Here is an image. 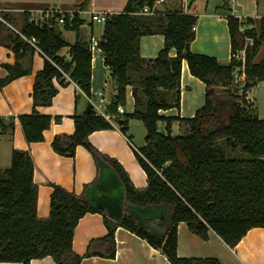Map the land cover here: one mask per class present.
I'll list each match as a JSON object with an SVG mask.
<instances>
[{"label": "trees", "instance_id": "16d2710c", "mask_svg": "<svg viewBox=\"0 0 264 264\" xmlns=\"http://www.w3.org/2000/svg\"><path fill=\"white\" fill-rule=\"evenodd\" d=\"M157 0H128L120 13L108 14L99 47L105 55L109 80L115 90L111 112L124 105L127 87H133L135 108L132 113L117 116V124L126 130V119L142 120L147 145L136 151L148 185L137 187L129 173L115 158L99 151L90 135L111 129L112 123L91 110L75 115V132L58 134L52 140L54 151L74 157L79 145L87 148L97 167L109 165L125 188V212L117 222L101 207L84 196L51 184L50 214L37 213L39 186L34 180L35 163L27 149L12 148L11 166L0 168V262L31 264L34 259L51 256L57 264H81L91 256L115 258V232L123 226L162 251L171 264H222L217 258L180 257L178 225L185 222L189 230L208 240L213 230L234 248L250 229L264 227V118L255 104L246 99V91L264 81V57L256 60L264 45V16L258 21L234 14L226 15L231 38L232 57L221 63L216 57L195 53V27L199 17L183 8L157 15L140 14L144 7ZM226 0L224 9L230 10ZM0 44L11 49L15 63H0L9 74L0 86L32 72L37 50L45 55L43 68L36 73L33 87V109L19 120L29 143L45 139L44 132L52 125L50 115L41 114L39 106H50L60 87L69 81L55 65L87 96L93 95L92 40L81 36L83 20L74 12L70 16L54 13L51 21L38 24L25 10L18 17L9 10H0ZM65 15V23L59 17ZM248 26V29L242 30ZM75 30L74 44L64 40L62 31ZM161 34L164 46L154 58H143L141 40L144 36ZM252 39V44H247ZM34 40L36 46L32 44ZM69 47L70 59L59 56ZM176 55H171V50ZM246 49L245 61L236 53ZM186 60L191 74L207 86L205 104L194 117L166 116L161 110L181 107V74ZM244 77V93H238V77ZM213 88V92L209 89ZM237 101V102H236ZM239 103L241 105H239ZM57 123L62 117L54 118ZM187 123L184 134L172 135V123ZM166 122V133L159 132V122ZM15 117H0V132L13 134ZM136 207L163 208L143 222L133 213ZM87 213H103L108 234L90 240L86 253L74 250L75 229Z\"/></svg>", "mask_w": 264, "mask_h": 264}, {"label": "crops", "instance_id": "0c3cea01", "mask_svg": "<svg viewBox=\"0 0 264 264\" xmlns=\"http://www.w3.org/2000/svg\"><path fill=\"white\" fill-rule=\"evenodd\" d=\"M21 1H27L33 6L32 8H21L23 11L61 9L71 13H79L84 21L80 27L81 36L85 40H92V97L94 99L98 98V93L102 92L106 97L111 98L115 88L109 80V73L107 72L109 69L105 65L104 52L99 47L103 29L97 33L95 21L92 20L91 10L108 14L120 13L127 5L128 0ZM262 1L232 0L231 3L235 4L236 7H241L243 17H250L258 21L264 16V12H261ZM225 3L226 0H202V3L200 0H177L176 2L165 0L157 5V9L164 13L167 10L183 8L184 11L195 13L199 19L198 25L195 27L196 37L191 45L192 50L195 53L213 56L228 63L233 54L231 51L229 25L226 18L227 13L222 12L225 10ZM1 8V10L12 12L18 9V7ZM62 35L69 44L76 42L77 33L75 30L63 29ZM141 41V51L151 44L159 49V53L164 46V36L161 34L144 36ZM170 54L176 55V50H171ZM240 54V52H237L236 56H240ZM59 56L70 59L69 47L63 48ZM15 60L14 52L0 44V63L14 64ZM44 62L45 55L40 51H36L30 74L0 86V117H15L13 134L0 132V138H7L8 144L6 146L10 155L14 147L27 149L31 152L35 163L34 180L39 186L37 206L39 217L48 218L50 214V198L53 191L51 184H58L69 191L84 196L91 204L101 207L109 218L117 222L119 217L125 212V188L113 168L105 164V162L98 168L91 152L82 145L77 147L74 157L60 155L52 147V140L56 135H71L75 132V115H84L88 112L89 98L75 82L69 81L67 86L60 87L52 105L39 106L37 108L41 114L50 115L53 118L51 127L44 132L45 139L40 142L29 143L25 138L19 116L32 112V93L35 77L36 73L43 68ZM8 74L9 72L5 68H0V80L6 78ZM181 85L180 109L161 110L160 114L173 117H194L196 112L205 104L207 86L203 81L191 74L186 60L183 61ZM193 85L199 91L196 94L192 92ZM187 88L190 89L191 103L195 105L194 109H196L195 113L193 112L192 114L185 113ZM239 88L244 93L243 86L240 85ZM246 99L255 104L260 118H264V116L260 115V112L264 113V81L257 82L255 86L246 91ZM127 103L130 105V109L128 110L129 112L125 110V113H132L135 108L132 86L127 87ZM57 116L62 117L60 123H57L54 119ZM116 119L117 117L113 128L93 132L90 135V141L101 153L117 159L129 173L135 186L146 187L148 185L147 175L142 166H140L136 151H141L140 149L147 145V141L145 139L143 145L136 146L133 142L134 135L128 134L130 133V127L134 126L131 121L137 119H126L128 122L125 131L117 124ZM120 119L125 120V116L121 115ZM176 123L181 127L182 124L188 125L184 121L176 120L172 123V133ZM79 222L75 229L73 247L77 253L84 254L88 249L90 240L107 235L108 229L104 223L103 213H87ZM115 239L117 241L115 258L91 256L82 260L81 264H171V261L168 260L161 250L153 247L149 244L150 242L123 226L117 227ZM177 250L180 257H213L217 258L222 264H264V227L250 229L243 239L232 248L213 230L210 231L208 240H203L192 233L185 222H181L178 225ZM0 264L20 263L9 261L0 262ZM31 264L57 263L51 256H48L47 258L34 259Z\"/></svg>", "mask_w": 264, "mask_h": 264}, {"label": "rangeland", "instance_id": "374dc122", "mask_svg": "<svg viewBox=\"0 0 264 264\" xmlns=\"http://www.w3.org/2000/svg\"><path fill=\"white\" fill-rule=\"evenodd\" d=\"M28 1L31 2L30 0H28ZM173 1L176 2L177 0H173ZM200 1L202 3V0H200ZM231 2H232V0L230 1V6L232 8L230 10L225 9L226 12L231 13V14H236L238 16L239 15L242 16L243 11H242L241 7H238V6L236 7V5L235 4L233 5ZM1 7H3V8L4 7L5 8L6 7H9V8H12V7L17 8L18 7V9H15L13 11L18 17H20V15L23 12V10L21 8H32L33 6L30 3H27V1L0 0V10L2 9ZM2 11H4V10H2ZM261 12L262 13L264 12V0L261 3ZM85 15L88 16L87 14H85ZM244 19H245V17H244ZM94 24H95L97 33H99L101 29H104V23L103 22L95 21ZM158 50L159 49H157L155 46L150 44L145 49L143 48V50L141 51V54L143 56H147V57H156L158 54ZM263 57H264V45L261 48L256 60H260ZM220 61H221V63H226L225 60H220ZM107 72L109 73L108 70H107ZM238 81H239L240 85L244 86L243 85L244 79L242 76H241V78H240V76L238 77ZM192 90H193L192 92L195 94L199 92L197 87L194 85H193ZM186 91H187V95H186L187 105L185 107V113L186 114H192L193 112L195 113V111H196V109H194L195 105H193L191 103L192 97H191V94H189L190 89L187 88ZM238 93L241 95L243 93V91L240 88H238ZM95 99L98 100V98H95ZM124 108L127 111L130 109V105L127 103V99H126V103L124 104ZM258 114H259V111H258ZM260 115L264 116V113L260 112ZM131 124L134 126L130 127V131H129L130 133H128V134L134 135L133 142L136 146H140V144L143 145L145 143V136H146V128H145L144 123L142 122V120H134V121H131ZM186 127L187 126L185 124H182V127H181L180 125H178L176 123L174 125V130H173L174 135L184 134L185 133L184 129ZM159 132H161V133L167 132L166 131V123L164 121L159 122ZM7 144H8L7 138H4V139L0 138V168H5V167L7 168V167L11 166V155L9 154V151L7 150V146H6ZM164 210L166 212L170 211V209L168 207H167V209L166 208L163 209L162 207L161 208H151V207L140 208V207H136L134 209L133 213L135 215H137L143 222H145L149 217H151V215H156V214L158 215L161 211H164Z\"/></svg>", "mask_w": 264, "mask_h": 264}, {"label": "built area", "instance_id": "2783aa9c", "mask_svg": "<svg viewBox=\"0 0 264 264\" xmlns=\"http://www.w3.org/2000/svg\"><path fill=\"white\" fill-rule=\"evenodd\" d=\"M165 0H157L153 5L152 7H149V6H146L144 7V9H142L139 13L140 14H147V15H157V14H160L161 12L157 9V5L159 3H162L164 2ZM56 12H59V13H65L67 12L70 16V25H73L72 21H73V18H74V12H68V11H63L61 9H47V10H40V11H31V14H32V17L31 19L36 23L38 24H42L44 22H49L51 21L54 13ZM91 14H92V20L94 21H98V22H103L105 23L107 21V17H108V13H102V12H99V11H96V10H91ZM236 15V14H234ZM238 16V15H236ZM240 18L241 21H244V17L239 15L238 16ZM0 20L2 21H5L3 19V17L0 15ZM59 23L60 24H64L65 23V15H61L59 17ZM249 27L248 26H245L242 28V30L244 31L245 29H248ZM32 44H34V46H36V43L34 40H31ZM248 45L249 44H252V39H248ZM38 51H40L39 48H37ZM246 52V49L240 51V56H236L240 59H242L243 61H245V53ZM55 65L61 70V72L63 73V75H65V79L67 81H70V82H74L71 78H70V75L66 72H64L61 67L55 63ZM89 102H90V105H91V108L92 110L94 111V113L97 115V116H100V117H103L105 118L107 121H109L110 123H112L113 125H115V118L118 116V115H121V114H124L125 113V108H124V105H118L116 107V114H113L111 112V108H112V96L111 98H108L106 97V95H104L102 92H99L98 93V100L94 99L92 96L89 97Z\"/></svg>", "mask_w": 264, "mask_h": 264}, {"label": "water", "instance_id": "95a60500", "mask_svg": "<svg viewBox=\"0 0 264 264\" xmlns=\"http://www.w3.org/2000/svg\"><path fill=\"white\" fill-rule=\"evenodd\" d=\"M222 12L225 13V14L227 13L226 11H222ZM209 92H213V88H210V89H209ZM236 102H237V101H236ZM239 105H241V104L239 103ZM90 110H91V105L88 106V112H89Z\"/></svg>", "mask_w": 264, "mask_h": 264}]
</instances>
